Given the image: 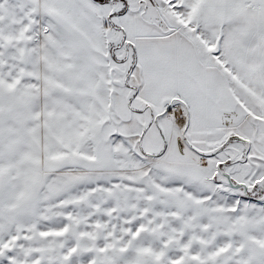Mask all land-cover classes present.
Returning <instances> with one entry per match:
<instances>
[{"label":"snow or ice","instance_id":"6c2138e0","mask_svg":"<svg viewBox=\"0 0 264 264\" xmlns=\"http://www.w3.org/2000/svg\"><path fill=\"white\" fill-rule=\"evenodd\" d=\"M0 264H264V0H0Z\"/></svg>","mask_w":264,"mask_h":264}]
</instances>
